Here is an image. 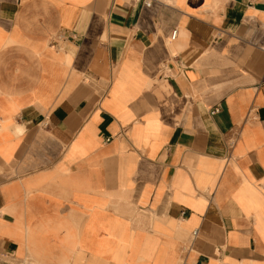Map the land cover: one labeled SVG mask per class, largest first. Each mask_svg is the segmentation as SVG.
I'll return each mask as SVG.
<instances>
[{"label": "crops", "instance_id": "crops-1", "mask_svg": "<svg viewBox=\"0 0 264 264\" xmlns=\"http://www.w3.org/2000/svg\"><path fill=\"white\" fill-rule=\"evenodd\" d=\"M146 2L0 0V264H264V0Z\"/></svg>", "mask_w": 264, "mask_h": 264}, {"label": "built area", "instance_id": "built-area-1", "mask_svg": "<svg viewBox=\"0 0 264 264\" xmlns=\"http://www.w3.org/2000/svg\"><path fill=\"white\" fill-rule=\"evenodd\" d=\"M151 3H152V0H147V2H146L147 6L151 5ZM176 37H177V32H174L172 38L175 39ZM217 112H218V110H216L214 112V114Z\"/></svg>", "mask_w": 264, "mask_h": 264}]
</instances>
